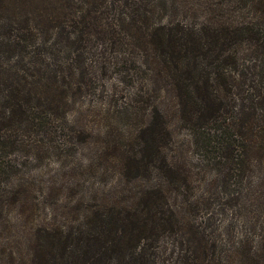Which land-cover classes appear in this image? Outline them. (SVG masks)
<instances>
[{"label":"trees","instance_id":"trees-1","mask_svg":"<svg viewBox=\"0 0 264 264\" xmlns=\"http://www.w3.org/2000/svg\"><path fill=\"white\" fill-rule=\"evenodd\" d=\"M108 71L146 124L81 123L77 168L114 179L67 167L78 205L14 249L7 213L34 222L57 184L30 173L43 137L73 143L54 122L108 101ZM0 264H264V0H0Z\"/></svg>","mask_w":264,"mask_h":264},{"label":"rangeland","instance_id":"rangeland-1","mask_svg":"<svg viewBox=\"0 0 264 264\" xmlns=\"http://www.w3.org/2000/svg\"><path fill=\"white\" fill-rule=\"evenodd\" d=\"M103 80L106 87L110 90V93L114 92V88H116L115 93H112L113 95L109 97L108 101L103 102L102 99L100 100L98 98V95L91 97L86 96L81 98L79 102L73 106V109L75 108L79 111V114L77 115L79 119L77 122L75 121L74 123L67 121L65 123L59 118L54 122V125L61 127L60 132L70 134L71 141L73 143L66 146H60L59 149H55V145H57L60 140L62 141L63 136L54 134L52 136L46 135V137H43L41 160L34 161L30 164V173L34 174L35 176H42V178L46 180L49 179L55 181L57 184L52 193L46 191L44 193L38 192L34 194L38 201H40V203L37 204L38 210H36L31 216L34 222L31 223L30 220L28 223H24V218H22L19 222L15 223L13 218L15 217V213H7V219L10 221V223L16 225L13 227L8 226L10 230H6L8 231L7 235L13 234V237H10L8 240V244H10L9 246L13 247L14 249L19 247V244L16 242V234L18 235L20 231L23 230V228L28 229L31 227V224L36 227L38 221L41 220L55 222V224L63 223V218L66 217V214H68L75 206L78 205L77 197L76 195L73 197V194L82 190V186L79 185L73 190H63L58 188L60 178L64 172L68 170L67 167L75 168L71 174L81 172L83 174L79 175L80 179L89 178V180L94 182L95 186L98 187H104L111 183L114 179L113 174L110 172L106 173L104 176H93V171L85 170L84 167L77 168V166L79 167V165L83 163L84 157V149L82 148V145L78 143L76 144L74 138L79 134V125H81V123L87 124L88 127L102 129L105 133L108 132L112 136L115 135L122 141H124L122 135L125 134V131H133L135 129L143 128L146 124L144 114L146 112L147 106L142 108L141 104H139L140 110L136 113V115H134L133 107H135V104L130 103L129 106H124L122 104L124 103V99L127 98L131 93V86L128 84L118 85L114 78V74L109 71L106 76H104ZM99 94H101V96H105L104 93ZM73 109L68 115L69 119H73L72 117L76 115L74 114ZM135 133L136 132H134V134ZM99 134L101 137V132ZM94 136L95 134L91 135V138L89 139L91 142L95 140ZM134 147L137 148L138 146L136 145ZM58 152H61V155H63L61 159L58 157ZM60 160L64 161V164H62L61 170L57 171L56 173L55 169L58 168V162H60V165L62 163ZM43 172L45 173V176L41 175ZM4 235H6V233Z\"/></svg>","mask_w":264,"mask_h":264}]
</instances>
